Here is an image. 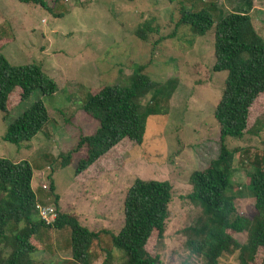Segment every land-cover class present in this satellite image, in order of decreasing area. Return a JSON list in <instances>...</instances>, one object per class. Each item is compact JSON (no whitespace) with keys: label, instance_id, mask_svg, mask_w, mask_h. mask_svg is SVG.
I'll use <instances>...</instances> for the list:
<instances>
[{"label":"rangeland","instance_id":"374dc122","mask_svg":"<svg viewBox=\"0 0 264 264\" xmlns=\"http://www.w3.org/2000/svg\"><path fill=\"white\" fill-rule=\"evenodd\" d=\"M0 0V52L13 66L37 65L53 80L56 92L41 97L34 91L7 115L0 112V158L27 161L32 169L35 202L54 212L75 217L83 228L97 232L90 264H122V253L111 246L110 234L122 225V201L134 179L166 181L171 187L161 242L150 239L144 249L159 264H201L185 249L182 229L192 225L198 210L186 200L189 175L215 158L218 125L213 110L225 73H214L212 29L202 37L187 26L176 27L178 6L165 0ZM216 19L248 10L255 33L264 40V0H189ZM248 8V9H247ZM148 25L145 40L135 34ZM135 69L150 81L175 82L164 115L149 116L140 145L120 141L90 168L75 175L85 149L78 139L92 134L97 124L81 111L87 94L104 86L125 85ZM148 96L141 105H145ZM40 100L48 121L29 142L16 147L2 141L6 126L23 108ZM235 150L231 191L240 218L255 216L247 189L251 169L264 167V93L249 107L244 133L226 140ZM69 158L62 166L65 157ZM45 185L46 189H40ZM50 186L52 190L50 191ZM56 201V202H55ZM239 244L245 233L232 235ZM33 241L38 249L33 264H68L69 229H41ZM217 264H237V252L222 255ZM249 264H264L259 248Z\"/></svg>","mask_w":264,"mask_h":264},{"label":"trees","instance_id":"16d2710c","mask_svg":"<svg viewBox=\"0 0 264 264\" xmlns=\"http://www.w3.org/2000/svg\"><path fill=\"white\" fill-rule=\"evenodd\" d=\"M16 1L45 7L41 0ZM165 1L178 6L176 27L187 26L198 37L212 29L214 61L211 70L225 73L220 98L212 114L218 125L217 154L205 169L193 171L188 177L190 192L186 200L198 210V217L192 225L182 229L184 246L201 264H217L222 255L234 252H237V264H249L256 251L264 248V167L251 169L248 176L247 189L256 214L251 220L240 218L235 213V196L231 191L235 150L226 146V140L241 139L249 107L264 93V40L255 33L248 10L213 19L206 9H196L189 0ZM151 31L145 25L144 30L135 35L144 41L145 33ZM127 82L104 86L86 95L80 109L96 122L97 128L78 139L75 150L83 147L85 153L75 165V175L90 168L122 140L140 145L146 119L165 114L163 103L174 91L173 80L158 84L135 69ZM34 91L41 97L51 96L56 92V85L37 65H10L0 52V112L7 115ZM147 96L145 105H141ZM47 121L46 109L39 99L35 100L6 126L1 139L19 147L33 139ZM68 161L66 156L62 166ZM31 178L32 169L27 161L0 158V264H33L30 256L38 249L33 237L41 229L63 227L69 229L68 264H90L89 249L98 233L80 226L75 217L58 212L53 223L45 226L34 208ZM170 198L171 187L166 181L138 178L132 181L122 201L121 228L116 235L110 234L112 248L122 253V264H159L158 258L149 256L144 246L150 239L161 242ZM243 232L246 238L239 244L232 235Z\"/></svg>","mask_w":264,"mask_h":264},{"label":"built area","instance_id":"2783aa9c","mask_svg":"<svg viewBox=\"0 0 264 264\" xmlns=\"http://www.w3.org/2000/svg\"><path fill=\"white\" fill-rule=\"evenodd\" d=\"M40 189L45 190V185H40ZM35 211L38 219L43 222L45 226L51 225L55 219L56 213L54 210L48 206H43L42 204H38L35 202Z\"/></svg>","mask_w":264,"mask_h":264},{"label":"crops","instance_id":"0c3cea01","mask_svg":"<svg viewBox=\"0 0 264 264\" xmlns=\"http://www.w3.org/2000/svg\"><path fill=\"white\" fill-rule=\"evenodd\" d=\"M32 186H33V185H32V179H31V183H30V187H31V189H32Z\"/></svg>","mask_w":264,"mask_h":264}]
</instances>
